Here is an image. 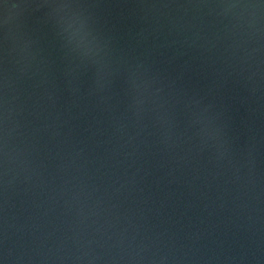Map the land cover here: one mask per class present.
I'll use <instances>...</instances> for the list:
<instances>
[{
	"label": "water",
	"instance_id": "95a60500",
	"mask_svg": "<svg viewBox=\"0 0 264 264\" xmlns=\"http://www.w3.org/2000/svg\"><path fill=\"white\" fill-rule=\"evenodd\" d=\"M0 264H264V0H0Z\"/></svg>",
	"mask_w": 264,
	"mask_h": 264
}]
</instances>
